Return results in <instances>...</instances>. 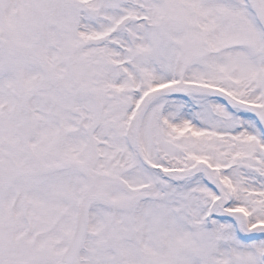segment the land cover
<instances>
[{"label": "snow or ice", "instance_id": "obj_1", "mask_svg": "<svg viewBox=\"0 0 264 264\" xmlns=\"http://www.w3.org/2000/svg\"><path fill=\"white\" fill-rule=\"evenodd\" d=\"M0 264H264V0H0Z\"/></svg>", "mask_w": 264, "mask_h": 264}]
</instances>
